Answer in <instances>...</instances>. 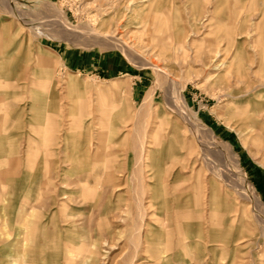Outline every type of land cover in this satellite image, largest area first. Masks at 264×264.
Wrapping results in <instances>:
<instances>
[{
  "label": "rangeland",
  "instance_id": "1",
  "mask_svg": "<svg viewBox=\"0 0 264 264\" xmlns=\"http://www.w3.org/2000/svg\"><path fill=\"white\" fill-rule=\"evenodd\" d=\"M0 159V264H264V0H0Z\"/></svg>",
  "mask_w": 264,
  "mask_h": 264
},
{
  "label": "bare ground",
  "instance_id": "2",
  "mask_svg": "<svg viewBox=\"0 0 264 264\" xmlns=\"http://www.w3.org/2000/svg\"><path fill=\"white\" fill-rule=\"evenodd\" d=\"M95 35H96V34H95ZM4 36H6V35H4ZM97 36H98V35H97ZM99 36H100V37H104L105 39H108V38H109L110 41L113 40V41H115V42H119L120 44H121V43H122L123 45L125 44V42L123 41L122 36H119V37H118V35H113V36H110V37H109V34H102V33H101V34L99 33ZM98 38H99V37H98ZM92 40H93V39H92ZM119 46H120V45H119ZM125 46H126V48H129V47H127V45H125ZM122 47H123V46H122ZM124 48H125V47H124ZM122 49H123V48H122ZM123 50H125V49H123ZM144 136H145V135H144ZM139 137H140V136H139ZM143 139H144V138H143ZM140 143H141V140H140ZM143 146H144V145H143ZM143 146H142V147H143ZM142 147H140V148H142ZM147 147L150 148V145H148ZM143 151H144V149H143ZM143 156H144L143 153H140V154H139V160L137 159V162H138V163H140V161L143 159ZM142 161H143V160H142ZM243 179H244V178H243ZM254 198H255V197H254ZM139 199H140V198H139ZM139 199H138V200H139ZM140 200H141V199H140ZM252 200H253V198H252ZM138 203H140V201H138ZM138 210H139V209H138ZM140 212H141V211H140ZM138 216H139V215H138ZM141 216H142V214H141ZM142 220H143V219H142ZM142 220H141V221H142ZM141 221H140V222H141ZM140 226H141V224H140L139 227H138L139 231L141 230V227H140ZM137 232H138V231H137ZM140 233H141V232H140ZM137 235H138V233H137ZM138 237H139V236H138ZM137 244H138V243H137Z\"/></svg>",
  "mask_w": 264,
  "mask_h": 264
},
{
  "label": "crops",
  "instance_id": "3",
  "mask_svg": "<svg viewBox=\"0 0 264 264\" xmlns=\"http://www.w3.org/2000/svg\"><path fill=\"white\" fill-rule=\"evenodd\" d=\"M4 159H0V175H3V176H13L14 174H6L5 172V169L4 168H1L4 166L5 162ZM8 207H4V206H1V210L4 211V213L8 212Z\"/></svg>",
  "mask_w": 264,
  "mask_h": 264
}]
</instances>
